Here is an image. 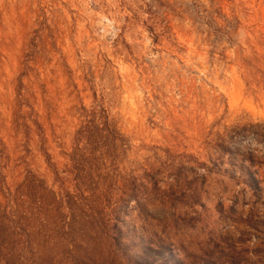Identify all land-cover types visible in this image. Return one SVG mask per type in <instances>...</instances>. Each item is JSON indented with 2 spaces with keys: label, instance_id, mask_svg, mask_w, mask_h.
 <instances>
[{
  "label": "rangeland",
  "instance_id": "1",
  "mask_svg": "<svg viewBox=\"0 0 264 264\" xmlns=\"http://www.w3.org/2000/svg\"><path fill=\"white\" fill-rule=\"evenodd\" d=\"M101 110L124 140L105 212L123 244L47 264H139L142 245L149 264H264V0H0L11 189L32 172L73 193Z\"/></svg>",
  "mask_w": 264,
  "mask_h": 264
},
{
  "label": "trees",
  "instance_id": "2",
  "mask_svg": "<svg viewBox=\"0 0 264 264\" xmlns=\"http://www.w3.org/2000/svg\"><path fill=\"white\" fill-rule=\"evenodd\" d=\"M104 113L88 111L75 134L68 170L73 193L62 182L58 191L48 188L32 172L12 190L4 172L7 148L0 138V192L4 198L0 202V264H47L79 258L78 248L90 241H99L107 250L123 244L117 218L105 212L110 208L108 170L116 158L117 141L124 140ZM150 248L142 245L136 259L139 264L155 262ZM82 259L89 260V254Z\"/></svg>",
  "mask_w": 264,
  "mask_h": 264
}]
</instances>
